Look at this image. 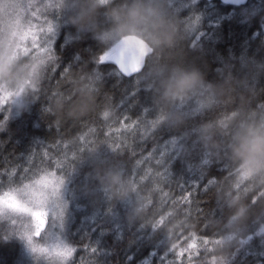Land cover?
I'll use <instances>...</instances> for the list:
<instances>
[{
  "label": "snow or ice",
  "instance_id": "1",
  "mask_svg": "<svg viewBox=\"0 0 264 264\" xmlns=\"http://www.w3.org/2000/svg\"><path fill=\"white\" fill-rule=\"evenodd\" d=\"M64 2L0 0V43L7 34L12 58L38 61L43 71L39 83L25 80L13 88L0 81V111H4L0 129L5 127L10 111V107L5 110V106L13 97H19L26 86L31 89L33 99L41 92L47 96L49 103L44 109L47 113L53 111L54 97H61L65 101L74 98L73 84L77 80L82 87L94 92L100 101L90 120L78 121L86 131L70 139H66L65 133L60 131L61 119L57 118L56 135L60 139L52 144V148H60L63 144L59 152L50 153L45 149L37 159L36 152L32 150L23 159L27 167L15 165L11 171L7 167L0 170V228L5 233L3 238L7 240L10 235L18 238L30 258V264H77L74 253L80 249L67 241L54 227L63 222L66 201L62 197V189L66 175L74 167L73 161L80 159L85 151L89 153L106 145L116 155L127 154L128 161H122L123 170L132 181L134 189L144 194L153 230L165 229L174 215L179 217L177 223L193 221L200 225L199 229L168 228V247L162 254L160 264H197L205 258L211 247L220 242V237L214 231L209 232L208 221L210 216L224 215V206L213 192L216 185H226L230 193L244 196L252 205L264 198V191L255 189L249 182L247 171L231 167L226 159L213 156L201 146L196 137L198 126L205 120L225 125L232 120L254 121L264 118V101L252 104L242 116L237 110L220 105L214 96L202 89L193 98H181L175 105L185 113L188 122L182 131L173 134L172 129L164 123L163 109L153 102L151 84L146 83L140 75L152 55V49L135 34L112 42L93 58L97 65L106 62H111L107 65L109 67L115 65L113 74L118 77L115 86H119L120 80L124 78L131 80V86L122 90L118 104L114 105L112 95L106 92L101 100L103 74L100 71L96 68L88 71L82 66L77 72L71 66L61 68L59 65L53 46L55 22L52 10L60 9ZM108 2L98 0L101 9ZM172 4L173 0H169V7ZM199 20V15H190L182 23L187 32H192ZM196 43V39H193L192 45L196 46ZM76 60L79 62L80 58ZM261 67L264 68V65ZM245 87H251L253 95L256 94L248 82ZM121 106L123 110L117 115L115 110ZM132 112H135V119L129 115ZM189 137H194L192 149H199V162L195 164L199 170V179L186 186L172 179L169 165L174 157L188 156L191 150L188 146ZM149 139L153 141L151 149L145 147ZM160 140H163L162 144ZM213 168L219 175L212 171ZM177 189L182 193L179 196L175 194ZM210 192L215 207L204 209L200 205L208 201L196 197ZM252 225L256 226L255 223ZM256 232L264 233V226L257 227ZM249 238L244 235L240 243ZM88 247L84 245L83 250L87 251ZM95 251L93 247L94 257ZM170 255L172 259L168 258ZM89 264H95V258Z\"/></svg>",
  "mask_w": 264,
  "mask_h": 264
},
{
  "label": "trees",
  "instance_id": "2",
  "mask_svg": "<svg viewBox=\"0 0 264 264\" xmlns=\"http://www.w3.org/2000/svg\"><path fill=\"white\" fill-rule=\"evenodd\" d=\"M170 8L181 21L190 15H199L198 25L185 37L184 48L189 59L205 68L209 80H219L227 73L238 79L247 77L248 83L254 87L256 93L252 104L264 101V69L249 74L246 67L249 61L264 64V0H243L232 4L219 0H173ZM69 15L66 0L60 9L52 10V19L55 22L53 46L60 67L71 66L73 71L77 72L82 66L88 71L96 68L103 74L100 99H103L106 92L112 95L113 104H118L122 90L131 86L130 78L120 80L119 86H115L118 80L113 74L115 66H107L109 63L97 65L93 59L105 46L91 33L79 31L70 22ZM193 39L197 41L196 46L192 45ZM77 57L80 58L79 62ZM52 83L54 85L55 80ZM140 96H143V90ZM48 103L47 96L41 92L35 99L29 96L25 104L9 103L5 106V110L10 107V111L5 127L0 129V170L7 167L11 171L15 165L27 167L23 159L27 158L32 150L39 159L45 149L54 153L63 148V144L60 148H52V144L60 137L56 135L55 121L58 117L53 111H44ZM122 110L123 106L116 109V114L119 115ZM129 115L135 119V112ZM3 118L4 111H0V120ZM86 119L90 120L91 117ZM61 124L60 131L65 133L66 139L86 131L80 127L79 122L72 124L70 120L61 119ZM182 130L172 129V132L177 134ZM196 137L199 139L198 131ZM193 139L194 137L188 138V146L191 149L188 156L174 157L169 165L172 179L186 186L199 179V170L195 167L199 162V149H192ZM152 143L149 139L145 147L151 149ZM159 143L162 144L163 140ZM99 154L109 161H128L127 154L116 155L106 145L100 146ZM73 164L74 167L66 175L62 189L66 207L64 225L59 223L58 229L67 241L80 249L74 253L77 264H81V261L83 264H89L94 258L95 264H160L162 254L168 247V227L153 230L150 226L149 211L130 218L134 204L138 200H145L144 194L132 185V191L126 197H112L92 177V164L87 151L82 153L80 159L74 160ZM212 171L216 173L215 168ZM175 194L179 196L182 193L177 189ZM214 194L224 206V215L208 217L209 232H213L212 221L222 219L229 211L227 199L235 193H230L226 187ZM212 195L211 192L207 195H197V199L208 201L200 205L202 208L215 207ZM199 226L198 223L197 229ZM256 228L257 226L250 225L245 233L250 238L243 243L239 242L230 250L229 264H264V233H257ZM4 235L3 229L0 228V264H30V258L24 252L21 241L14 235L5 240ZM84 245H89L87 251L83 250ZM214 246L208 250L206 256ZM93 247L96 250L95 257L92 253ZM168 258L173 257L170 255Z\"/></svg>",
  "mask_w": 264,
  "mask_h": 264
},
{
  "label": "clouds",
  "instance_id": "3",
  "mask_svg": "<svg viewBox=\"0 0 264 264\" xmlns=\"http://www.w3.org/2000/svg\"><path fill=\"white\" fill-rule=\"evenodd\" d=\"M70 10L69 20L84 33H91L101 44L107 46L129 34L140 36L152 49V55L145 64L141 77L151 84L154 104L163 109L164 123L173 130H181L188 122L184 112L175 105L181 98L189 100L202 89L214 96L220 105L237 110L242 116L252 105L251 87H245L247 77L238 79L231 73L219 80H209L204 67L188 58L184 48L187 31L176 13L169 7V0H109L101 9L98 0H66ZM101 10L103 16L101 17ZM7 34L0 43V81L9 87H18L25 80L39 83L43 76L38 61L12 58ZM35 65V68H33ZM257 61L246 65L252 74L264 69ZM75 96L71 101L61 97L52 99V110L61 119L78 122L90 117L97 110V96L82 87L79 80L73 84ZM32 95L27 86L19 97H13L18 105L25 104ZM201 146L213 156L226 159L233 168L248 172L249 182L257 190L264 191V118L254 121L240 119L221 125L217 121H203L198 126ZM92 164V177L102 189L114 198L126 197L132 191V181L126 175L120 160H106L99 154V147L88 153ZM227 186L216 185L213 192ZM229 211L222 219L211 223L212 230L220 237L211 253L197 264H229V253L234 245L255 223L264 226V198L255 205L244 196L229 195ZM149 211L146 201L138 200L133 206L130 218ZM174 215L166 225L177 228H196L188 221L177 223Z\"/></svg>",
  "mask_w": 264,
  "mask_h": 264
},
{
  "label": "rangeland",
  "instance_id": "4",
  "mask_svg": "<svg viewBox=\"0 0 264 264\" xmlns=\"http://www.w3.org/2000/svg\"><path fill=\"white\" fill-rule=\"evenodd\" d=\"M65 6H66V5H65ZM262 29L264 30V24L262 25ZM9 103H10V104H17V103H15L14 99L10 100ZM63 225H64V220H63V222H62V226H63ZM54 227H55V228L58 230V232L62 235V232L60 231V229H58V228H60L59 223H57Z\"/></svg>",
  "mask_w": 264,
  "mask_h": 264
},
{
  "label": "water",
  "instance_id": "5",
  "mask_svg": "<svg viewBox=\"0 0 264 264\" xmlns=\"http://www.w3.org/2000/svg\"><path fill=\"white\" fill-rule=\"evenodd\" d=\"M219 1L225 2V3H230V4H232V3H238L237 0H219ZM242 1L243 0H239V2H242ZM106 63H109L110 64L111 62H106ZM112 65H114V64H112Z\"/></svg>",
  "mask_w": 264,
  "mask_h": 264
}]
</instances>
